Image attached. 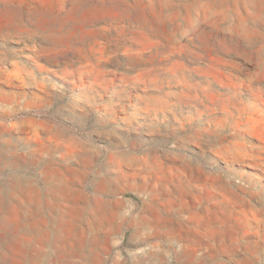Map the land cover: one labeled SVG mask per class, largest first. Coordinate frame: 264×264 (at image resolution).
Instances as JSON below:
<instances>
[{
	"label": "rangeland",
	"instance_id": "1",
	"mask_svg": "<svg viewBox=\"0 0 264 264\" xmlns=\"http://www.w3.org/2000/svg\"><path fill=\"white\" fill-rule=\"evenodd\" d=\"M1 187L0 264H264V0H0Z\"/></svg>",
	"mask_w": 264,
	"mask_h": 264
},
{
	"label": "crops",
	"instance_id": "2",
	"mask_svg": "<svg viewBox=\"0 0 264 264\" xmlns=\"http://www.w3.org/2000/svg\"><path fill=\"white\" fill-rule=\"evenodd\" d=\"M1 190H2V193L1 195L4 193V190L3 188L1 187ZM30 230V229H29ZM59 236V237H58ZM56 241H59V242H65V239L63 237H61V235H57L56 237ZM84 241V240H83ZM82 240L79 242L78 246H77V253L79 255H81V257L84 258V260H91L93 262H95V264H100L102 262L101 260V255H100V250H101V247L99 245H92L91 246V249H92V252L93 254L91 253V256L89 257L88 259V256H87V253H85V251H83L86 247H87V243L86 241L83 242ZM75 245H73V248H72V251L75 252ZM71 251V252H72Z\"/></svg>",
	"mask_w": 264,
	"mask_h": 264
},
{
	"label": "bare ground",
	"instance_id": "3",
	"mask_svg": "<svg viewBox=\"0 0 264 264\" xmlns=\"http://www.w3.org/2000/svg\"><path fill=\"white\" fill-rule=\"evenodd\" d=\"M1 193H2V190L0 188V214H2L4 212V209H5V202L3 200V198L1 197ZM0 227L5 231L6 230V219L5 217L1 216L0 217ZM0 236H4L3 233L0 234ZM59 237V236H58ZM5 238V237H4ZM3 239V238H1ZM9 242V241H8ZM11 243V242H10ZM9 245V243H5V241H2L0 240V256L2 258L3 261H6L4 260V255L6 254V247ZM103 249L105 248V245H102ZM12 250V249H11Z\"/></svg>",
	"mask_w": 264,
	"mask_h": 264
}]
</instances>
